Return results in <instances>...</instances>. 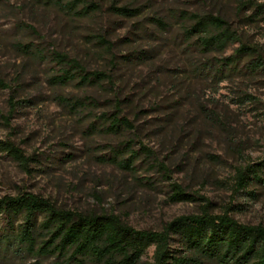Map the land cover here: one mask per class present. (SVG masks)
Returning <instances> with one entry per match:
<instances>
[{"label":"rangeland","instance_id":"obj_1","mask_svg":"<svg viewBox=\"0 0 264 264\" xmlns=\"http://www.w3.org/2000/svg\"><path fill=\"white\" fill-rule=\"evenodd\" d=\"M92 1L102 12L79 17L46 0H0V81L7 86L0 88V114L8 115L10 99L16 104L8 125L0 120V143L34 159L27 174L0 153V199L39 196L63 210L117 216L139 231H160L204 208L211 215L229 209L238 223L264 227V169L246 189L236 193L233 187L238 169L264 163V76L214 82L203 64L219 56H202L187 43L178 19L180 12L208 11L232 19L231 2ZM111 5L138 14L124 18L105 12ZM151 19L162 20L165 29ZM245 31L248 42L264 46L263 22ZM96 37L111 48L100 46ZM52 53L78 61L88 72L109 74L113 86L54 83L59 67ZM116 94L126 99L139 140L168 169V180L141 159L133 173L105 161L122 135L91 125L95 116L110 111ZM63 99L92 103L73 112ZM173 184L192 200L173 202ZM151 255L150 249L141 262Z\"/></svg>","mask_w":264,"mask_h":264},{"label":"trees","instance_id":"obj_2","mask_svg":"<svg viewBox=\"0 0 264 264\" xmlns=\"http://www.w3.org/2000/svg\"><path fill=\"white\" fill-rule=\"evenodd\" d=\"M46 1L73 16L86 17L102 12L92 0ZM229 1L232 19L209 11L180 12L182 36L187 43L192 42L202 56H219L205 58L203 64L214 82L241 74L264 76V46L248 42L245 31L254 23H264V3ZM104 11L124 18L138 14L137 10L114 5ZM151 21L162 29L166 27L160 19ZM95 39L100 46L111 48L105 38ZM235 44L237 47L231 55L222 56ZM51 59L59 67L57 75L52 77L54 83L76 81L80 86L101 83L113 86L109 74L88 72L78 61L64 54L52 53ZM0 88L7 89V86L0 81ZM126 102L114 95L110 111L95 116L91 125V129L99 128L107 135H122V140L110 149L111 156L105 161L120 171L133 173L134 163L141 159L148 168H156L161 177L168 180V169L139 140V128L135 118H130ZM61 103L69 105L74 112L92 101L83 99L69 103L63 99ZM8 105V115L0 114L6 126L16 109L11 99ZM0 153L23 172L31 173L34 159L13 144L1 142ZM263 169L264 163L238 169L233 184L236 193L246 189L251 181H258ZM170 191L173 202L192 200L180 186L170 185ZM205 209L199 215L178 217L160 231H139L111 214L98 216L63 210L47 199L25 193L6 196L0 199V264H264V227L238 223L229 216V209L222 215H211ZM150 249V261L142 263Z\"/></svg>","mask_w":264,"mask_h":264}]
</instances>
